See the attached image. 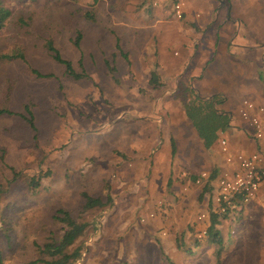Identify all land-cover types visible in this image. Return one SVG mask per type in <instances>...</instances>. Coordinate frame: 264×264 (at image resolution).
I'll return each instance as SVG.
<instances>
[{"label":"rangeland","instance_id":"374dc122","mask_svg":"<svg viewBox=\"0 0 264 264\" xmlns=\"http://www.w3.org/2000/svg\"><path fill=\"white\" fill-rule=\"evenodd\" d=\"M0 2L10 12L0 29V109L12 112L0 115L3 264H27L38 258L37 246L62 232L63 225L53 218L60 208L88 223L79 239L84 247L76 264H251L249 248L240 235L244 227L237 228V236L222 222L219 247L206 237L199 245L194 244L193 218L204 203L198 200L202 180L180 185L172 182L171 186L165 181L170 165L179 170L180 177L187 176L180 170L198 173L210 169L220 161L217 149L216 157L203 151L194 136H186L190 132L186 129L178 140V152L171 157L161 147L151 150L148 142L142 144L148 147L138 146L134 124L112 119L125 110H138L139 98L143 101L155 92L157 96L176 93L189 79L202 95L218 90L220 83L237 87L234 84L240 82L241 87L247 62L245 57L234 60L232 45H241L239 50L260 64L253 54L260 57L263 49L264 0ZM180 2L185 16L177 17L173 9ZM79 29L84 34L81 50L71 43ZM113 32L119 33L131 52L129 61L118 58L114 79L106 77L103 55L92 59L86 52L93 49L97 36L108 37ZM184 35L226 40L227 49L219 51L216 44L205 73L194 78L186 74L189 66L182 69L180 64L188 58L179 42L186 38ZM48 39L71 60L77 72H81L77 61L82 59L87 69L82 79L64 76L63 69L46 52ZM159 47L167 53L159 56L157 64ZM20 54L39 71L52 72L62 87L57 86V79L31 76L22 59L1 57ZM153 68L158 69L164 83L158 90L146 81ZM176 78L179 85L174 87ZM122 82L128 86L125 93L113 99ZM238 87L229 94L235 102L233 115L242 100L258 102L249 91ZM169 99L176 104L173 97ZM28 102L32 104L36 133L17 114ZM172 111L179 121L183 119L177 104ZM150 128L144 122L141 132ZM156 143L160 146L162 142ZM32 178L39 182L37 188L30 187ZM82 190L103 200L109 194L111 202L84 210Z\"/></svg>","mask_w":264,"mask_h":264},{"label":"trees","instance_id":"16d2710c","mask_svg":"<svg viewBox=\"0 0 264 264\" xmlns=\"http://www.w3.org/2000/svg\"><path fill=\"white\" fill-rule=\"evenodd\" d=\"M9 13V10L5 8L0 2V29L3 27ZM184 13L185 11L183 12V15ZM88 15L89 14L85 13L86 17L92 19V16ZM191 24H193V22H191ZM193 25L195 26V24ZM111 35L114 39L113 56L111 58L104 57V61L102 59L101 60L104 63L106 77L114 79L116 78V69L118 63L116 58H123L126 61H129L131 52L124 47L123 41L121 37H119L120 35L118 36L116 32H113ZM83 41L84 34L83 31L79 29L73 39H71V43L77 50H81ZM96 46L100 47V41H97ZM45 49L52 61L60 66L61 69H63L62 72L68 79L76 81L82 79L85 76V73H87V69L84 66L82 59H79L77 61L79 68H81V72H77L71 60L62 56L60 50L55 46L52 39L46 40ZM1 57L7 59H22L27 65L29 73L34 78H54V80L57 79L52 72L43 73L34 66H31V64L24 58L22 54L15 56L3 55ZM209 61L211 60L206 61V63H209ZM158 75V69L153 68V70L150 71V76L147 77L148 84H151L152 86H154L153 88H156L157 90L158 88L164 87V83L161 81L160 76ZM188 75L190 74L188 73ZM200 76L201 74L199 75V77ZM258 78L264 84V73L258 72ZM176 80L177 81H175V83L173 84L174 87H177V85H179L178 78H176ZM189 80L191 81H188L185 86L181 85L180 87H178L176 89V93H168L161 96L157 103V110L153 111L151 105H149L148 101L144 99L143 101L141 100V107L138 109V111H143L141 113L143 116H135L138 111L136 112L132 108V113H126L123 120H127L128 122L134 124L132 128L133 131H135V136L133 137H135L139 141H137L138 146L148 147V145H142L143 143L148 142L149 146H151V150H158V147H161V149L169 151L171 157L175 156L178 152V140L180 139V136L184 135V131L186 129L190 130V132L187 133L186 136H194L203 151H206L209 154H213V156H215V150H219V153H216H218V156L220 155V161L217 164H213L212 167L208 170V176L207 178L202 180L203 185L200 188L198 195L199 201H204L205 198L208 199L210 210V219L205 237L208 238L210 243L219 247L221 243V236L218 232V229L216 228V225L219 221V215L225 216L227 213H219V215L214 214L209 203L210 199L212 200V196L215 191L216 179L218 178L219 172L224 164V155L220 152L219 149V139L221 137V134L225 132L226 129L230 126L231 115L229 112H226L220 108L225 103L227 98L226 94L222 90H219L209 96H202V94L199 93L200 91L198 92V89L194 87L192 79ZM211 81L215 82L218 80L212 79ZM58 83L59 84H57V86L59 88L62 87V84L59 80ZM156 94L157 92L152 95H148L145 98H151V101H153L155 99V96H157ZM168 96L169 98L173 97V100L178 105L179 112L180 114H182V120L179 121L178 118L173 115L174 113L172 111V108L176 104H173ZM72 99L75 100L76 97ZM170 106H172V108ZM31 107V103H25L22 106V112H18L17 114L23 117L31 131L33 133H36ZM2 114L11 115L12 112L8 109H0V115ZM144 122L150 124L151 130L149 132H141V125ZM136 133H138L139 135H137ZM143 134L145 136H143ZM155 141H161L162 143L160 146H158ZM152 142H155V144H153L155 145L154 148L151 144ZM3 158L4 156L2 155L1 159L3 160ZM179 174L180 172L176 171L175 167H171L170 165L169 168H167L165 179V181L167 182V186H171L172 182H178L179 184L177 183V185H180V183L188 184L189 182H192L194 184L198 176L200 175V172L195 173L187 170V176L184 177H180ZM17 175L18 173H14L15 177ZM33 181L34 178H32L31 182L29 183L30 187L37 188L39 182ZM80 195L83 199L84 210L101 208L111 202V196L109 194L105 196V200H103L101 197H94L84 190L81 191ZM53 218L63 225L62 232L59 236L52 235L51 237H48L47 240L43 242V244L37 246L38 252L40 254L39 257L35 258L32 261H29L27 264H76L80 260L84 246L83 244L79 243V239L84 234L88 223L78 221L77 219L72 217L69 211L63 208L58 209L55 212ZM205 237L199 238L195 236L194 244L199 245L202 241L206 240ZM181 245L182 242L181 240H179L178 247H180ZM218 251L216 253L219 254ZM219 256L220 255H218V257ZM0 264H3V257L1 252Z\"/></svg>","mask_w":264,"mask_h":264},{"label":"crops","instance_id":"0c3cea01","mask_svg":"<svg viewBox=\"0 0 264 264\" xmlns=\"http://www.w3.org/2000/svg\"><path fill=\"white\" fill-rule=\"evenodd\" d=\"M185 11V10H184ZM186 11L188 9L186 8ZM264 31V28L262 29ZM117 33V32H116ZM119 36V33H117ZM186 38H181V41H179L182 46L186 49L187 54V62H182V69H184L186 66H189V69L187 70L190 75H193V77L197 78L201 73L204 72V67L206 65V61L210 60L214 50L217 48L219 51H223L227 49V43L225 41H216V39H213L212 37L208 36H195L194 38H189V35H184ZM121 37V36H119ZM192 37V36H191ZM95 44L93 49H90L89 51H86L89 57L98 58L100 55H103L106 58H111L113 56V46H114V39L112 35L104 36L100 35L97 36L95 39ZM97 41H100V47L96 46ZM264 41V40H263ZM262 41L261 48L262 52L260 57L257 56V54H253L254 57H258L259 62L256 63L254 58L250 59L246 57L245 52L242 53L239 49L242 48L241 45L235 43L232 45V51L234 55L232 56L235 61L241 59V57H245L246 59V65L242 72H247V75L245 76V81L240 84V82L235 83L234 85L238 87V90L242 91L246 89L249 91L250 96L256 99L258 102L257 104L264 105V84L259 80L258 78V72L264 73V42ZM159 50L156 58V62L159 64V59L162 58V55H165L167 52L162 50V47H159ZM160 53V55H159ZM173 55L177 56L176 51L173 53ZM239 55V56H237ZM151 56V53L149 54ZM160 56V58H159ZM211 56V57H210ZM147 57V56H146ZM257 58V59H258ZM256 59V60H257ZM99 60V59H98ZM97 60V61H98ZM118 62V58H116ZM160 67V65H159ZM187 73V75H188ZM180 74V73H177ZM175 74H172L173 76ZM147 81V80H146ZM201 82V80H200ZM147 83V82H146ZM217 83V82H215ZM218 90L217 89H210L211 92H209V95L222 90L227 98L225 103L220 107L222 110L229 112L231 115L230 119V126L226 129L225 132L221 134V137H224L228 143L229 150L233 153L236 152H243V153H250L254 152L257 149H264V139L262 140H256L253 136L252 128L248 125L247 121L240 118L237 109L240 105L236 107L235 114H232L231 108L234 106L235 102H232L233 96H229L232 90H235L237 87H226L225 84L220 83ZM147 85V84H146ZM126 86L124 82L120 83L117 88V94L113 96V99L116 98L120 92L125 93ZM214 88V87H213ZM96 91L98 89L94 88ZM92 90V88H91ZM207 94H204L202 96H209ZM161 98V96H155V99L151 101V98H144L148 101L149 105H151L152 110H157V103L158 100ZM141 101V99L139 98ZM145 100V101H146ZM137 105V104H136ZM139 108L141 107V104L137 105ZM172 108V106H170ZM235 109V107H234ZM134 111V110H133ZM138 110H136L137 112ZM143 111L139 110L138 113L135 114V116H143L141 113ZM126 113L129 112H123L120 115H117L116 117H113L112 120L115 121V119L121 120L124 122V116ZM262 120H264V115L262 114ZM125 137V135H123ZM220 137V138H221ZM216 148V147H215ZM220 149V148H219ZM217 152L219 153V150L217 149ZM192 153V150H191ZM189 152L187 156H189ZM193 154V153H192ZM208 170H201L200 174L202 172H207ZM183 174H186V170H180ZM179 172V170H178ZM200 176V175H199ZM198 176V177H199ZM205 198L204 203L202 204L203 209H200L194 216V226L195 228V236H197L199 230L203 226H208L209 219H210V210L208 205V199ZM210 206L211 210L214 214H218L219 212L216 211V206L213 202V199H210ZM234 204L235 207L233 209H229L225 216L219 215L218 217V224L216 225V228L218 229L219 234L221 235V227L222 222L225 223L223 226L232 227L234 229V234L238 236V227H244V230L240 235L243 236V239L245 241V245L249 252V260L251 264H264V180L259 184L257 190L246 200H243L241 196H236L234 198ZM202 212L206 213V219L205 221H201L198 219V215ZM200 222V223H198ZM207 230V229H206ZM236 236V237H237ZM261 236V237H260ZM205 237V236H204ZM202 243V242H201ZM229 244V243H228ZM246 248V252H247ZM227 251V248H225ZM248 254V253H247ZM228 256V254H226ZM235 264V262H233ZM241 264V263H240Z\"/></svg>","mask_w":264,"mask_h":264},{"label":"built area","instance_id":"2783aa9c","mask_svg":"<svg viewBox=\"0 0 264 264\" xmlns=\"http://www.w3.org/2000/svg\"><path fill=\"white\" fill-rule=\"evenodd\" d=\"M177 17H181L184 12L183 3H177L173 9ZM237 112L243 120L247 121L252 128L253 136L256 140L264 139V105L244 99L240 103ZM220 152L224 155V164L216 179L215 191L212 196L216 206V211L226 213L229 209L235 207L234 198L241 196L243 200L250 197L258 188L259 184L264 180V149H257L254 152L233 153L229 150L228 143L224 137L219 139ZM208 173L202 172L196 180L207 178ZM206 213L202 212L198 215V219L205 221ZM206 226H203L197 237L206 236Z\"/></svg>","mask_w":264,"mask_h":264}]
</instances>
